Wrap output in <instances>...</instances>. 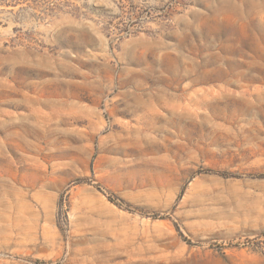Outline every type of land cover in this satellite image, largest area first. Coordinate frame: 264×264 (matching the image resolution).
<instances>
[{
	"label": "rangeland",
	"instance_id": "obj_1",
	"mask_svg": "<svg viewBox=\"0 0 264 264\" xmlns=\"http://www.w3.org/2000/svg\"><path fill=\"white\" fill-rule=\"evenodd\" d=\"M0 264H264V0H0Z\"/></svg>",
	"mask_w": 264,
	"mask_h": 264
}]
</instances>
